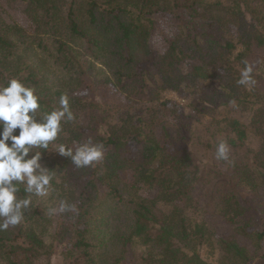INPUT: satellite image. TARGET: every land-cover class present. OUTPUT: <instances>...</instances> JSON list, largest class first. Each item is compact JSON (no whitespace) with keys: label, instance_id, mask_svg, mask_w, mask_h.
<instances>
[{"label":"trees","instance_id":"16d2710c","mask_svg":"<svg viewBox=\"0 0 264 264\" xmlns=\"http://www.w3.org/2000/svg\"><path fill=\"white\" fill-rule=\"evenodd\" d=\"M56 256L264 264V0H0V264Z\"/></svg>","mask_w":264,"mask_h":264},{"label":"rangeland","instance_id":"374dc122","mask_svg":"<svg viewBox=\"0 0 264 264\" xmlns=\"http://www.w3.org/2000/svg\"><path fill=\"white\" fill-rule=\"evenodd\" d=\"M168 97L170 98H173V99H177V101L180 103V104H183L185 99L184 98H177L174 94L172 93H169L167 95ZM51 264H62V260L59 258V257H52L51 258Z\"/></svg>","mask_w":264,"mask_h":264}]
</instances>
